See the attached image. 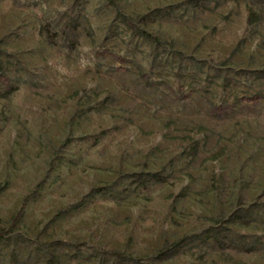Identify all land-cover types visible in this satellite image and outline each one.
I'll return each mask as SVG.
<instances>
[{"label": "rangeland", "instance_id": "1", "mask_svg": "<svg viewBox=\"0 0 264 264\" xmlns=\"http://www.w3.org/2000/svg\"><path fill=\"white\" fill-rule=\"evenodd\" d=\"M29 194L0 264H264V0H0V231Z\"/></svg>", "mask_w": 264, "mask_h": 264}, {"label": "trees", "instance_id": "2", "mask_svg": "<svg viewBox=\"0 0 264 264\" xmlns=\"http://www.w3.org/2000/svg\"><path fill=\"white\" fill-rule=\"evenodd\" d=\"M117 15H118V17L121 18V20L129 28L132 29V31L135 34L141 36L144 39H147V40H150V41H153V42H157V43H162L161 39L158 36L153 35L149 30H147L145 28H142L139 25H137L130 16H127V15L121 13L120 11H118ZM30 197H31V194L27 195L24 198V201H23L20 209L17 211V213L12 218L11 225L7 229L0 231V235L1 236L5 235L6 233H10L11 231H13L15 229V227L17 226V224L21 221V218H22L23 213H24L25 206H26L27 201L29 200ZM167 250L168 249H166V248L158 250L157 254L162 255L165 252H167ZM110 253L113 254L114 256L122 258L124 260H130V261L138 260L135 257H133L132 255H128L125 252L111 250ZM54 263H55V259L54 258L49 260V264H54Z\"/></svg>", "mask_w": 264, "mask_h": 264}]
</instances>
